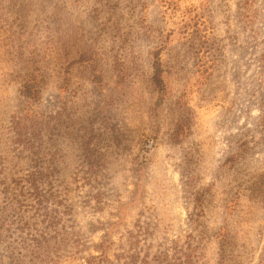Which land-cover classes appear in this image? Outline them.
Returning a JSON list of instances; mask_svg holds the SVG:
<instances>
[{
    "label": "rangeland",
    "instance_id": "obj_1",
    "mask_svg": "<svg viewBox=\"0 0 264 264\" xmlns=\"http://www.w3.org/2000/svg\"><path fill=\"white\" fill-rule=\"evenodd\" d=\"M0 264H264V0H0Z\"/></svg>",
    "mask_w": 264,
    "mask_h": 264
},
{
    "label": "trees",
    "instance_id": "obj_2",
    "mask_svg": "<svg viewBox=\"0 0 264 264\" xmlns=\"http://www.w3.org/2000/svg\"><path fill=\"white\" fill-rule=\"evenodd\" d=\"M158 53L157 51L152 53L153 56V74L151 76V81L154 87V90H156V92H159V94L161 95V90H162V77H161V67L159 66V59H158ZM116 71H118V73L120 72V69L116 68Z\"/></svg>",
    "mask_w": 264,
    "mask_h": 264
},
{
    "label": "crops",
    "instance_id": "obj_3",
    "mask_svg": "<svg viewBox=\"0 0 264 264\" xmlns=\"http://www.w3.org/2000/svg\"><path fill=\"white\" fill-rule=\"evenodd\" d=\"M152 70H153V66H152ZM152 74H153V72H152Z\"/></svg>",
    "mask_w": 264,
    "mask_h": 264
}]
</instances>
